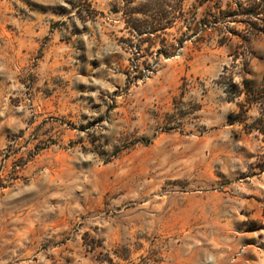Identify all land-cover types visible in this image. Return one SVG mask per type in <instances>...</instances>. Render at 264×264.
Here are the masks:
<instances>
[{"label": "rangeland", "instance_id": "374dc122", "mask_svg": "<svg viewBox=\"0 0 264 264\" xmlns=\"http://www.w3.org/2000/svg\"><path fill=\"white\" fill-rule=\"evenodd\" d=\"M0 264H264V0H0Z\"/></svg>", "mask_w": 264, "mask_h": 264}, {"label": "trees", "instance_id": "16d2710c", "mask_svg": "<svg viewBox=\"0 0 264 264\" xmlns=\"http://www.w3.org/2000/svg\"><path fill=\"white\" fill-rule=\"evenodd\" d=\"M125 11H128L127 9ZM134 9L131 10V12H133ZM129 11V13H131ZM135 24L133 26H131V30L133 32H138L140 34H143V33H150V34H155L157 33L158 31H160L162 29L159 28V26H157V21L151 19L150 17H147L145 18L144 20L143 19H135V20H132Z\"/></svg>", "mask_w": 264, "mask_h": 264}]
</instances>
